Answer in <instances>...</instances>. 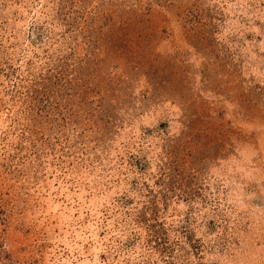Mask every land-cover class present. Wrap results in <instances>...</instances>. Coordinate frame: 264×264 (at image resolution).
<instances>
[{
  "label": "rangeland",
  "instance_id": "1",
  "mask_svg": "<svg viewBox=\"0 0 264 264\" xmlns=\"http://www.w3.org/2000/svg\"><path fill=\"white\" fill-rule=\"evenodd\" d=\"M49 197L99 264H264V0H0V264L92 260Z\"/></svg>",
  "mask_w": 264,
  "mask_h": 264
},
{
  "label": "bare ground",
  "instance_id": "2",
  "mask_svg": "<svg viewBox=\"0 0 264 264\" xmlns=\"http://www.w3.org/2000/svg\"><path fill=\"white\" fill-rule=\"evenodd\" d=\"M22 7V6H21ZM22 11V10H21ZM23 12H25V9H24V11ZM22 12V13H23ZM20 31V30H19ZM54 175V174H53ZM62 177V176H61ZM54 178V177H53ZM52 179V178H51ZM61 181V180H60ZM55 182V181H54ZM62 182V181H61ZM53 183V182H52ZM51 183V184H52ZM63 183V182H62ZM62 183H60V185L62 184ZM75 185V184H74ZM53 186V185H52ZM62 186V185H61ZM60 186V187H61ZM91 187H93V186H91ZM53 190V189H52ZM56 190V189H55ZM62 190H64L66 193H65V198H66V200L67 201H69L70 200V204L72 203V201L73 200H71L72 198H71V195H69V193H67V186H65V187H63L62 186ZM80 190H83V188H81L80 187ZM96 190V189H95ZM94 190V191H95ZM109 191V190H108ZM39 192V191H38ZM52 192V191H51ZM80 192V191H79ZM63 194V193H62ZM52 196V195H51ZM73 197V196H72ZM83 197V195L81 194V193H78V195H77V198H79V199H81ZM100 198V197H99ZM48 199V201H47V203H49V205H48V207H46V210L47 211H50V212H52V215L55 217V219L59 222V227L60 226H62V225H64V232L65 233H67L68 231H67V228H72V230L74 231V235H75V237L77 238V239H80V240H78V241H81V243L79 244V245H81L82 244V242L83 241H91V242H93V253H91L92 254V260H90V258H88L87 256H86V254L87 253H84L83 252V249H82V253H84V255H82V256H84V258L82 259V260H80V263H79V261H76V262H74L73 264H99V260L97 261V252H98V250H100L99 249V247H100V245H101V240H100V238L98 237V235H97V233H96V228L98 227V226H96L95 225V223L94 222H87L84 226H83V224H82V226H83V228L84 229H82V228H79L78 227V229L76 228L77 226H76V223L77 222H74V220L72 219V214L75 212L74 211V208H73V206H71L70 205V207L69 206H67L66 205V203H64L63 201H58V200H55V199H52L51 197H49V198H47ZM80 201V200H79ZM82 201V200H81ZM77 202V201H76ZM83 202V201H82ZM81 203V202H80ZM93 203V202H92ZM73 205V204H72ZM77 210V209H76ZM93 210V209H92ZM44 214V213H43ZM48 214V213H47ZM77 214V213H76ZM82 213L81 212H79V215H81ZM75 217V216H74ZM97 217V216H96ZM78 218V217H77ZM82 218V217H81ZM102 219V218H101ZM53 220V219H52ZM76 221V220H75ZM78 224V223H77ZM96 226V228H94ZM105 226V225H104ZM59 229V228H58ZM62 229V228H61ZM82 229V230H81ZM98 229V228H97ZM114 229V228H113ZM70 230V229H69ZM71 231V230H70ZM69 231V232H70ZM80 231H81V233H80ZM110 231V230H109ZM68 232V233H69ZM71 233V232H70ZM69 233V234H70ZM112 233V232H111ZM60 234V233H59ZM63 234V233H62ZM72 235V234H71ZM67 236V235H66ZM61 237V236H60ZM70 237H73L74 238V236H70ZM69 237V238H70ZM75 238V239H76ZM67 239V238H66ZM60 240V239H59ZM65 240V239H64ZM64 240H63V242H64ZM71 240V239H70ZM69 241V240H68ZM74 241V240H73ZM68 243V242H67ZM75 246V245H74ZM78 246V245H77ZM71 248V247H70ZM82 248V247H81ZM85 248V247H84ZM79 249V248H78ZM90 250V249H89ZM86 251H88V250H86ZM90 252V251H89ZM81 254V253H80ZM90 255V254H89ZM62 261H63V259H62ZM71 263V262H70ZM106 263V262H105ZM61 264V263H60ZM118 264V263H117Z\"/></svg>",
  "mask_w": 264,
  "mask_h": 264
}]
</instances>
